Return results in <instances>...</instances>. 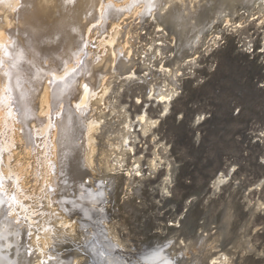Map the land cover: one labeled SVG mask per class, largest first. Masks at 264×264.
<instances>
[{
	"label": "bare ground",
	"instance_id": "6f19581e",
	"mask_svg": "<svg viewBox=\"0 0 264 264\" xmlns=\"http://www.w3.org/2000/svg\"><path fill=\"white\" fill-rule=\"evenodd\" d=\"M133 1H137V3H132ZM151 1L142 0L145 5L153 8L155 5H150ZM0 2H2L0 3V7L3 10L2 14H0V126L3 125L5 127L3 129L6 131L5 136L0 137V264H245L247 257L250 258L248 260L264 261V242L259 243V240L257 245L251 246L250 240L247 238L246 224L238 230L235 236V244L228 247V239L230 237H228L229 230L227 225L230 220L225 218L226 221L224 220L221 223L219 229L217 226L207 229L206 227L203 228L201 222L191 218L198 196L197 199L194 197L186 199L187 201L185 200L184 206L162 208V203L168 199L167 197H169L174 187L175 178L171 175L172 163L168 162L165 164L166 166L162 165L163 159L168 160L169 147H166L164 144L165 139L162 141L164 143H162L159 142V137L158 141H155V143H158L157 145H153V142L146 139V133L150 131L155 123V121L147 117V114L151 115L156 112L155 106L160 108H168L170 106L171 102L168 96L173 95L175 87L179 85V82L185 81L187 76L189 79L191 78L192 75L188 69L191 68L192 70L195 67L197 59L196 57H191L190 52L184 53L182 62L178 63L179 61L177 60L178 64L173 66V61H175L173 58H176L177 52L168 53L172 51L170 43L162 46V43L158 42L155 45L157 47L162 46L160 50L164 49V53H139L140 48L137 45L139 35L140 38L141 35L144 38L148 32L145 34L140 32L142 30L140 29L141 26H138L136 22H132L131 18L133 15L138 14L136 11H139L143 7L138 5L141 3L140 0H74V3H68L67 0H0ZM173 2L174 0H156L155 3H159V6L158 8H153V10L167 11L171 6L165 9L164 5L168 4L169 6ZM176 5L180 8V4L177 3ZM182 5L184 6L185 3ZM140 12L142 11L140 10ZM170 12H166L165 15ZM55 14H59L60 16L57 21L55 20L56 23H54L55 25L57 24L55 28L58 27L60 30L55 32V37L58 39L51 36L48 41H53L51 45L56 43L61 47L59 48V50L62 49L59 55L60 59L54 61V63L56 62L55 64L52 63L54 65L46 66V68L42 67L41 63L40 65L36 62H32L31 67L27 64L29 61L27 53L30 54V48L34 44L32 42L31 46L28 45L27 42L30 40L27 37L29 36L27 35V39L25 38V40L22 36L25 35L27 29L33 27L34 30V27L39 25L42 19L46 18L48 20L52 16L56 18ZM259 15L261 14L259 13ZM150 16L154 17L153 12H151ZM203 17L201 18L203 19ZM115 19L118 20L115 21ZM128 19H131L132 23ZM257 20L255 18L251 19V17L249 20L247 19L253 27L256 24L258 26L260 24L261 26L264 23V17L260 21L258 20L259 22H256ZM53 21L49 20V23H53ZM94 21L96 22L95 24ZM125 21L126 23H124ZM189 21L183 19V22L180 24L178 22L172 24L171 31L164 27L163 29L155 30V33L158 35L153 34L156 37L154 40L163 42L166 36L174 34V31H176L175 34H179V31L181 38L184 37L181 46L183 48H193V46L197 45V39L191 40L187 36L189 33L188 27L190 28V32H193V35L196 34L195 37L198 38V32H201V30H196L199 27L194 24L198 20L191 23L194 25H190ZM164 22L166 23V21ZM229 22L223 27V32L233 37L237 34L234 35L235 30L232 29L233 27L231 28L233 25H229ZM142 23L144 22L142 21ZM147 24L149 25V23ZM160 24L162 23L160 22ZM168 25L170 26V23ZM12 26H16V30L11 29ZM85 29H87L88 41L86 40L84 49H81L82 43L78 39L85 35ZM106 29L107 34L105 36L103 34L101 37L97 35L100 34V30L106 31ZM123 29L126 31L125 33H130L131 31L135 33L133 36L126 37L125 45L120 46L121 50H114L113 42L117 35L122 33ZM96 30H98L97 33ZM71 31L74 33L73 36L70 34ZM259 32L261 31L259 30ZM96 37H100L101 39L99 38L100 40L96 42ZM129 38L133 39L131 43L134 53L127 46L130 43ZM178 41L180 42L179 39ZM94 42L97 43L96 48L93 45ZM243 45L239 44L237 46V53L239 55L248 57V61L251 59V61L255 60L254 63L258 62V65H264V52L260 50L261 53H255V49L252 50V47H249V45L244 47ZM101 47H103L102 51H100ZM199 47L201 48V46ZM92 48L98 49V51L96 50V53H91L90 50ZM95 55L96 59L94 58ZM94 68H96V72ZM204 68L202 69L204 70ZM179 71L182 72L177 74ZM107 73L110 75L109 78H106ZM156 76L161 77L160 79L165 82L163 86H167V88L163 89L159 87L161 89L159 93L162 96L158 95L155 98L154 95V99L152 97L153 94H150V92L154 91L153 81ZM105 78L108 85L106 84L107 86L104 87L102 81ZM169 83L173 84L172 87L170 86L171 89L168 87ZM209 83L211 84V82ZM256 84H259L256 89L261 91V93L264 92V84H260L259 82ZM111 86H115L116 92L120 90V93L117 94L115 90L111 89ZM135 86L139 88L147 86L149 94L147 93V97L145 99L142 98L141 101L136 100L137 97L134 98L135 100L129 101L130 103H127V106L130 107L131 114L142 111H144V114L141 115V113V116L137 119H131L127 122L125 120V125H121L119 128L115 122L112 127L110 126L111 128L107 124L102 125L103 121L101 122L100 115L101 111L104 110L101 109L100 101L104 100L106 92L110 93L108 95L110 98H115L120 96L122 91L129 90L130 92ZM117 89L119 90L117 91ZM242 92L244 91L242 90ZM137 93L139 92L137 91ZM138 95L141 94L139 93ZM125 117L129 118L130 114L128 115L127 113ZM28 120L32 122L31 127L28 124ZM182 127L184 128V126ZM222 127L224 126L222 125ZM253 128L254 132L252 134L260 137V139L256 140L260 142L258 145H262L264 143V127L254 125ZM162 129L164 128L162 127ZM76 131L77 133L74 134ZM166 132L168 133V131ZM78 133H81L78 137H83L84 140L79 145L83 154L76 157L78 161V167H76L78 175L76 176L85 181H81L82 183L76 182L79 187H77L75 195H71L70 199L68 198L69 201L73 200V202L71 201V205L73 204L74 206L68 207L65 199L59 198L64 193L61 190L60 184L64 179L62 171L65 168L61 171V166L65 160H70L71 153L74 154L75 151L79 153L80 150L77 148L74 150L73 146L76 139L75 136L79 135ZM77 140L79 141V139ZM170 140L173 141L172 139ZM254 140L255 138H253ZM174 142L176 141L172 143ZM103 144L109 146L110 151H108L110 153H105L98 157L96 156V151ZM184 145L186 146V144ZM152 146L155 150H153ZM248 146L251 147L252 145L248 144ZM68 147H72L73 150L71 148L72 152L66 155L64 152L68 150ZM152 155L153 158L151 159ZM64 156H66V159ZM261 162L264 165V159ZM40 164L42 165L41 168ZM221 164L219 166L223 167V170L231 166L228 157ZM220 167L216 169L219 170ZM101 171H105L106 175L100 177L99 173L102 174ZM228 173L231 175V170ZM262 174L264 175V172ZM211 175H213V178L216 176V172ZM62 177L63 179H61ZM212 178L210 184L208 183L209 189L219 190L221 188L218 195L221 196L222 190H226L220 186L224 181V176L221 174L215 177V179ZM159 180L161 181V188H159V185H155V182ZM260 189L248 191V196L254 199V201L257 198L259 199L261 194L264 193ZM121 194L122 196L119 197ZM87 196H91V199L88 201ZM248 196L246 198H249ZM83 198L87 201L84 204L80 202ZM152 203L156 204L158 208L156 211L148 209ZM84 205L87 207L86 209ZM144 207L146 210H141ZM43 208L44 211H41ZM262 212H264V209ZM256 213L259 212L252 211L249 215L254 216L253 214ZM261 216V220L264 219V216Z\"/></svg>",
	"mask_w": 264,
	"mask_h": 264
},
{
	"label": "rangeland",
	"instance_id": "374dc122",
	"mask_svg": "<svg viewBox=\"0 0 264 264\" xmlns=\"http://www.w3.org/2000/svg\"><path fill=\"white\" fill-rule=\"evenodd\" d=\"M140 1H141V3H139L138 5H140V7L141 6L144 7V8L143 7L140 8V10L142 12H140V10L136 11V13H138V14H135V16L133 15V17L131 18L132 20L128 19L130 23L136 22V24L138 26H141L142 28L140 27V29H142V30L140 32H142L143 34L148 32L144 38L142 37L143 35H141V38L139 35V39L137 40V43H138L137 45L140 48L139 49L140 51L138 50L139 53H157V52L158 53H164L165 52L164 49L160 50V48H161L160 46H158V47L155 46L156 44H158V42L162 43V45H164V41L162 42V41H157V40L155 41L154 40L156 38L155 35H158L155 33L156 32L155 30L163 29V27H164L165 29H168L169 31H171L170 29H171L172 24L177 23L179 20H181V21L178 22V24L183 22V19H186V21L190 20L189 21L190 25H194V24L198 25L199 28H197L196 30H198V29H199V31L201 30V32H198V34H199V38H198V37H195L196 34L193 35L194 33L190 32V28L188 27L189 33L187 34V36H189L191 38V40L197 39L196 40L197 43L195 42L197 45H195V43H194L195 46H193V48H191V49L189 47L183 48L181 46V43H183L184 37L181 38V33L178 31V29H176V30L178 31V33L180 35L175 34L176 31H174V34L169 35L170 37H172L171 39H174V45L172 44L174 47L172 46L173 47L172 51H169L168 53H176L177 52L176 58H173L176 61V62L173 61V64H172L173 66H175V64L177 65L178 63L182 62V56L185 55L184 53H189V52L191 53V57L192 56L196 57L197 62L199 61V63L196 62V65L194 68H192V70H191V68L188 69L191 72V75H192L191 78L189 79V77L187 76V79H185V81L179 82V85L177 84L178 86L175 87V91H174L173 95L168 96V98L170 99V102H171L170 106L168 107L170 109L165 108V107L160 108V107L155 106L154 109L156 112H154L151 115L147 114L148 118H150L152 121H155L154 124L156 126L153 124V127L150 129V131H148V133H146V135H145L146 139H148L150 142H153V145L158 144V143H155V141L156 140L158 141L159 137H160L159 142H162L165 139V141H164L165 143L164 142H162V143H164L166 145V147H169L168 155H167L168 160L163 159L162 165L166 166L165 164H167L168 162L172 163V165H174V166L171 165V169H172L171 175H172V177L175 178L176 181L173 178L174 187H173L169 197H167L168 199L164 203H162L163 204L162 208L166 209L167 207L171 208L174 206L177 207L179 205L184 206L186 199L188 200L189 198H193V197L197 199V196H198V200L196 202L195 208L192 211L191 218H194V220L201 222L203 224L202 225L203 228L206 227L207 229H209L212 226H217L219 229V226L221 225V223L224 222V220L225 221H226V219L230 220V221H228V225H227L228 230H229V236L228 237H230V239H228V242H229L228 247L235 244V236H236L238 230H240L242 228V226H244L245 224H246V229H247V238H249V240H250V245L251 246L257 245V242H259V240H260L259 243H261V242L263 243L264 242L263 241L264 240V221H263L264 219L261 220V218H263L261 215L264 216V212H262V210L264 209V201H263L264 200V198H263L264 193L261 194L259 199L257 198L254 201V199H252L251 197L248 196L247 192L248 191H254V190H257L260 188H261L260 191L262 190L264 192V190H263L264 189V187H263L264 186V184H263L264 183V180H263L264 175L262 174L264 172V168H263L264 165L261 162V160L264 159V152H262V151H264L263 150L264 149V143L262 145H258V143H260V142H258V140H256V139H260V137H256L255 134H252L254 132V128H253L254 125H258V126L261 125V127L262 126L264 127V125H263L264 124V92L261 93V91L256 89L257 85H259V84H256L257 82H259L260 84H264V65H258L259 64L258 62L254 63L255 60L251 61L252 60L251 59L248 61L247 60L248 57H245L241 54L239 55V53H237V46L239 44H241V45L244 44L243 47L249 45V47H252V50L255 49L257 51V52L255 51V53H259V52L261 53V51L264 52L263 51V49H264V23L261 26H260V24H259V26L256 24L253 27L252 24H250L249 21H247V19L249 20L250 17H251V19L252 18L258 19L259 21L261 18L264 17V0H246V1L245 0H235L234 2H232L233 0H228V1L227 0H225V1L224 0H182V1L174 0L173 4H169V6H168V4L164 5L165 9H167L171 6L169 9H167V11H165V10H160V11L159 10H153V8H155V7L158 8V6H159L158 5L159 3H155L156 0H152L150 2V5H155V6H153V8L145 5V3L142 2V0H140ZM175 1H176V3H175ZM251 1H252V3H251ZM135 2L137 3V1H133L132 3H135ZM182 2L185 3L184 6L182 5L184 3H182ZM0 3H2V2H0ZM177 3L180 4L179 5L180 8H178V5H176ZM210 7L214 8V9H212V8L210 9ZM146 8H147V10H146ZM174 9H176V10H174ZM170 10H171V12L172 11L173 12L171 13ZM250 10H252V11L250 12ZM211 11H213V12H211ZM240 11H241V13H240ZM2 12H3V10L0 7V14H2ZM151 12H153L154 17L150 16ZM166 12H170L171 14L167 13V15H165ZM243 12H244V14H243ZM246 12H247V14H246ZM130 13H131V11H130ZM175 13H177V14H175ZM213 13H215V14H213ZM222 13H224V14H222ZM252 13H255V14H252ZM259 13L261 15H259ZM140 14H142V15H140ZM169 14H170V16H169ZM174 14L176 15L177 18L175 17ZM55 15H56V18L52 16V17H49L48 20H46V18L42 19L41 22L39 23L40 26L36 25V27H34L35 28L34 30H33V27L30 28L31 30L27 29V31L25 32V35L23 34L24 36H22V37L24 38V40L27 37V35L29 36V37H27L30 40L29 42H27L28 45L31 46L32 42L35 45V46L33 45L32 48H30V50H31L30 54L27 53V58L29 60V61L27 60L28 65L31 66L32 62L33 63L36 62L39 64L41 63L42 65L41 64L40 65L42 67L44 66V68H46V66L48 67L49 65L50 66L54 65L56 63V62L54 63V61H58L60 59L59 55L61 54L62 49L59 50V48H61V47L59 45H57L56 43L51 45V43L53 41L52 42H49L50 40L48 41V39L51 36L53 38L56 36L55 32L60 31L58 29V27L55 28L57 24L56 25L54 24V23H56L58 17H60V16H59V14H55ZM194 15H195V17H194ZM209 15L211 18L209 17ZM163 16H164V18H163ZM203 16H205V17H203ZM233 16L235 17L236 20L234 19ZM148 17H150L151 19ZM198 17H200V18H198ZM201 17H203V19ZM147 18H148V20H146ZM217 18H219V19H217ZM155 19L156 20L158 19V20L156 21ZM160 19H162V20L160 21ZM49 20H51V21L54 20V21H53V23L52 22L49 23ZM117 20L118 19H115V21H117ZM197 20L199 21V24H198ZM258 20L256 22H259ZM142 21L144 23H142ZM158 21H160L162 24H160V22H158ZM164 21H166V23L167 22L168 23L166 24ZM194 21H197V22L194 23ZM129 22H127V23H129ZM227 22H229V25H233V26H231V28L233 27L232 29L235 30L234 35L235 34H237V35L232 37L230 34L223 32L224 31L223 27L225 26V24H227ZM43 23H45V24H43ZM95 23L96 22L94 21V24ZM124 23H126V21ZM147 23H149V25ZM169 23H170V26L168 25ZM191 23H194V24H191ZM92 24H93V22H92ZM158 24H160V25H158ZM164 24H165V26H164ZM239 25L241 27H243V25H244V27L241 28ZM52 27H53V30H52ZM160 27H162V28H160ZM255 27H257V28H255ZM16 28H17L16 26L11 27V29H15V30H16ZM45 28H47V29H45ZM150 29H152V30H150ZM86 30L87 29L84 30L85 35H83L82 38L80 37L78 39V41H80V43H82L81 49H84V47H85L84 45H85V42L87 40V31ZM138 30H137V32H139ZM259 30L261 32H259ZM43 32H45V33H43ZM97 32H98V30H96V33ZM125 32L126 31H124V29H123L122 33L120 35H117V37L115 38V40H114L115 43L113 42L114 50H119L123 45H125V43H124L125 39H127L129 36H133L135 33L134 31H131L130 33H125ZM238 33H239V35H238ZM70 34L72 36L74 35V33H72V31ZM102 34L105 36L107 34V29H106V31L100 30V34H97V35H99L101 37ZM153 34H155V35H153ZM255 34H256V37H255ZM177 35H179V36L177 37ZM253 36H254V38H253ZM100 37H96V42H98L101 39ZM55 39H58V38L55 37ZM133 39H135V38L133 37ZM133 39H130V43L127 45L131 51L134 50L132 48V43H131V42H133L132 41ZM178 39L180 40V42L178 41ZM81 40L84 42H82ZM176 40L178 41V44H177ZM215 40L218 42H216ZM64 41H67V40H64ZM211 42H212V44H211ZM245 42H247V43H245ZM25 43H26V41H25ZM45 43H46V46H45ZM237 43H238V45H237ZM93 45L96 48L97 43L94 42ZM199 46H201V48ZM103 47L100 48V51H102ZM180 48H182V49H180ZM148 49H150V50H148ZM157 49H159V50H157ZM175 49H176V51H175ZM96 50L98 51V49L92 48V50H90V51H91V53H96ZM179 50H181L182 52L180 51L181 52L180 53ZM186 50H187V52H186ZM14 53H15V51H14ZM132 53H134V52L132 51ZM177 54H178V56H177ZM212 54H214V56H212ZM94 58L96 59V55L94 56ZM37 60L38 61L40 60V62H38ZM44 63H45V65H44ZM52 63H54V64H52ZM201 64L203 67L201 66ZM95 65H96V63H95ZM8 67H9V65H8ZM202 68H204V70ZM95 69L96 68H94V71L96 72ZM194 69H196V70H194ZM202 70H203V72H202ZM181 72L179 71L177 74H179ZM95 76H96V74H95ZM109 76L110 75L108 74L106 78H109ZM195 76H198V77H195ZM201 76H203V77H201ZM207 76H208V78H207ZM106 78L103 79L104 82L102 81V85L104 84V87L108 85V82H106ZM160 78H161L160 76H156L154 78V81H153L154 82V91L150 92V94L151 93L153 94V96H152L153 98H154V95H155V98L158 95L160 97L162 96V94L159 93V92H161V89L159 87H162L163 89L167 88V86L166 87L163 86V85H165V82H163V80ZM157 82H159V83H157ZM187 82H188V84H187ZM209 82H211V84ZM155 83H157V84H155ZM169 84L170 85H168V87L173 86L172 83H169ZM182 84H184V85H182ZM201 84H204V85H201ZM226 86H228V87H226ZM239 86L242 88H240ZM114 87L115 86H111V89L115 90L116 88H114ZM116 87H117V85H116ZM171 87H170V89H171ZM180 87H181V89H180ZM185 87H187V88H185ZM225 87H226V89H225ZM206 88H208V89H206ZM187 89H188V91H187ZM241 89L244 92H242ZM118 90L119 89H117V91ZM119 91L116 92V90H115V92L117 94L120 93ZM137 91L141 95H138L139 93H137ZM156 91H158V92H156ZM107 92L105 94L106 96L104 95L105 98L102 96L105 101L104 100L100 101V105L102 107L101 109L105 111V113H104V111H101V115H100V120H101V122L103 121L102 125L107 124V125H109V128H111L115 122L119 128L121 125L122 126L125 125L124 123H126L128 120L135 119V118L137 119L139 116L144 114V111H142L140 113L135 112V113L131 114V109L127 105L130 103L129 101L133 100L136 97H137L136 100H140V101L142 100V98L145 99L147 97V93L149 92V89L147 86L146 87L143 86V88H139V87L135 86V88H132L130 90V92H129V90L128 91H122L120 94V96H122V97H120V96L115 97V98L113 97L114 99L110 98L108 96L110 93L108 94ZM184 93H185V95H184ZM215 94H217V95H215ZM229 94H231V95H229ZM212 95H214L215 97ZM204 98H206L207 100ZM179 99H180V101H179ZM251 99H253V100H251ZM199 103H200V105H199ZM202 103L203 104L205 103V104L203 105ZM246 104H247V106H245ZM255 104H256V106H255ZM181 105H182V107H181ZM118 106L120 109L118 108ZM171 106H173V107H171ZM210 106H212V107H210ZM207 107L208 108L210 107V108L208 109ZM177 108H178V111H177ZM234 108L239 109V112L235 111ZM121 109H122V111H121ZM175 109H176V111H175ZM112 112H114L112 114V115L115 114L114 116L111 115ZM122 112H123V114H122ZM207 112H208V114H207ZM118 113H120V114H118ZM127 113H128V115L130 114L129 118L125 117ZM170 113H171V115H170ZM215 113H217V114H215ZM135 114L137 117L135 116ZM256 114H257V116H256ZM102 116H103V118H102ZM163 116H165V117H163ZM184 116H185V118H184ZM206 117H207V119H206ZM113 119H115V120H113ZM193 119H194V121H193ZM125 120H126V122H125ZM203 120H205V121H203ZM209 121H211L210 124H209ZM180 123H182V124H180ZM28 124L30 125V127L32 126V122H29V120H28ZM222 125L224 127H222ZM182 126H184V128ZM194 126H196V127H194ZM3 127H4L3 125L0 126V128H1L0 129V137L1 138L3 136H5V134H6V131L4 130L5 127H4V129H3ZM162 127L164 129H162ZM171 129H172V131H171ZM153 130H154V132H153ZM158 131H160V132H158ZM166 131H168V133ZM76 133H77V131L74 134H76ZM172 133H174V134L171 135ZM78 134L79 135L75 136L76 139H75V143L73 144L74 150H76V148L78 150H80L79 145L84 140L83 137H81V138L78 137V136H80L81 133H78ZM152 134L153 135L155 134L154 135L155 137ZM183 135H184V137H183ZM178 136L181 137L180 139H182V140L184 139L183 142H182V140L179 139ZM1 138H0V140H1ZM253 138H255L254 141H253ZM77 139H79V141ZM170 139H172L173 141H176V142L172 143L173 141H171ZM247 143L250 146L252 145L253 147L252 146L249 147ZM184 144H186V146ZM176 145H178V146H176ZM240 145H241V147H240ZM99 147L100 148L97 147L99 150L97 149L96 156L100 157L101 155H103L105 153H110L109 152L110 149H109L108 145L103 144L102 146H99ZM71 148L72 147H68V150H66L65 151L66 153L64 152V154H66V155H67V153L70 154L72 152ZM152 148H153V150H155L153 146H152ZM152 148H151V150H152ZM72 150H73V148H72ZM183 150L185 151L186 154L184 153ZM251 150H253V151H251ZM156 151H158V150H156ZM245 151H247V152H245ZM75 152H74V154L71 153V157L69 158L70 160H65V162L61 166V168H62L61 171L65 168L62 171V173L64 175V179H63V177L61 178V179H63V181H61L62 183L60 184L61 190L64 193L62 195H60L59 198L65 199V202H66L68 207L74 206L73 204L71 205L73 200L69 201V199H70L71 195H75V191H77V189H78L77 187H79L77 183H82L85 181L84 179L78 178L76 176V175H78L76 173V171H77L76 167H78V161L76 160L77 159L76 157L79 156L80 154L82 155L83 153L81 150L79 151V153H77V151H75ZM242 152H244V153H242ZM178 156H180V157H178ZM64 157L66 159V156H64ZM226 157H228L229 161L231 162V166L229 167L231 170V175H229V173H228V171H230L229 168L226 170H223L222 169L223 167L221 168L219 166L221 163L224 162ZM152 158H153V155L151 156V159ZM236 159H239V160H236ZM238 161H239V163H238ZM41 166L42 165L40 164V168H41ZM179 167H180V169H179ZM218 167H220L219 170L216 169ZM259 167H261V168L259 169ZM68 171H70V172H68ZM222 171H223V173H222ZM260 171H261V174H260ZM214 172H216V176H214L212 178L213 175H211V174H213ZM101 173L102 174L99 173V176L101 175L100 177H103L106 175L105 171H103V172L101 171ZM218 173H219V175L223 174L224 181H223V183H221L220 186H222L223 189L224 188L226 189V190H222L221 196H218L219 190H221V188L219 190L218 189H212V188H211L212 190L209 189V184H210L211 178L215 179V177L219 176ZM225 174H228V175H225ZM235 177H236V179H235ZM160 180H162V179H160ZM160 180L155 182V185L156 186L159 185V188L162 187ZM104 181H107V180H104ZM158 182H160V183H158ZM250 182H251V184H250ZM260 183H261V185H260ZM76 184H77V186H76ZM121 196H122V194L119 195V197H121ZM206 196H208V197H206ZM247 196L249 198H246ZM90 197L91 196H87V201L89 199H91ZM176 197H177V199H175ZM179 197H181V198H179ZM238 197H239V199H238ZM255 197H256V195H255ZM83 199L80 200V202L82 204H84V202L86 201V199H84V200ZM156 199H158V198H156ZM239 200H240V203H239ZM203 201H204V203H203ZM260 204H262V205H260ZM79 205H80V203H79ZM149 206L150 207L148 209H151V211H153V210L156 211L158 209L155 203L154 204L152 203ZM257 207L258 208L260 207V208L258 209ZM86 208L87 207L85 206V209ZM159 209H160V206H159ZM141 210L145 211L146 208L144 207ZM41 211H44V208ZM252 211L253 212L258 211L259 213L253 214L254 216H251V215H249V213ZM260 216H261V218H260ZM253 217L255 220L253 219ZM248 259H250V258L247 257V259L245 260V264H261V263L263 264L264 263V261L262 262V261L248 260Z\"/></svg>",
	"mask_w": 264,
	"mask_h": 264
},
{
	"label": "built area",
	"instance_id": "2783aa9c",
	"mask_svg": "<svg viewBox=\"0 0 264 264\" xmlns=\"http://www.w3.org/2000/svg\"><path fill=\"white\" fill-rule=\"evenodd\" d=\"M173 42H174V39H171V37L168 35V36H166L165 37V39H164V45H162V46H165L167 43H170L171 44V48L170 49H172L173 47ZM168 45V44H167ZM162 46H160V47H162Z\"/></svg>",
	"mask_w": 264,
	"mask_h": 264
},
{
	"label": "snow or ice",
	"instance_id": "6c2138e0",
	"mask_svg": "<svg viewBox=\"0 0 264 264\" xmlns=\"http://www.w3.org/2000/svg\"><path fill=\"white\" fill-rule=\"evenodd\" d=\"M68 3H74V0H67ZM235 111L239 112V109H235Z\"/></svg>",
	"mask_w": 264,
	"mask_h": 264
}]
</instances>
